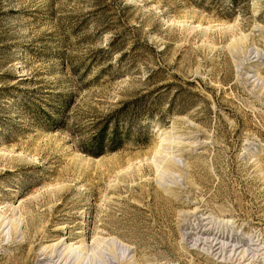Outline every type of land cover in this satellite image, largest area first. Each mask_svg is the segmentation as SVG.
Segmentation results:
<instances>
[{
	"label": "rangeland",
	"instance_id": "obj_1",
	"mask_svg": "<svg viewBox=\"0 0 264 264\" xmlns=\"http://www.w3.org/2000/svg\"><path fill=\"white\" fill-rule=\"evenodd\" d=\"M227 2L0 0V264H264V0ZM133 99L143 145L80 152Z\"/></svg>",
	"mask_w": 264,
	"mask_h": 264
},
{
	"label": "trees",
	"instance_id": "obj_2",
	"mask_svg": "<svg viewBox=\"0 0 264 264\" xmlns=\"http://www.w3.org/2000/svg\"><path fill=\"white\" fill-rule=\"evenodd\" d=\"M229 7H235V0L227 2L224 11ZM137 102L135 99L121 102L118 109L113 110L96 125L95 131L80 148V152L96 158L106 153L116 152L128 142L143 145L144 142L139 140L137 134L141 129L140 123H137L138 111L141 108Z\"/></svg>",
	"mask_w": 264,
	"mask_h": 264
}]
</instances>
